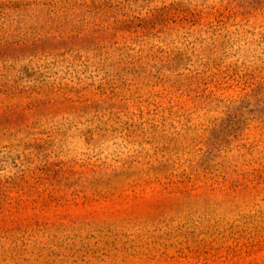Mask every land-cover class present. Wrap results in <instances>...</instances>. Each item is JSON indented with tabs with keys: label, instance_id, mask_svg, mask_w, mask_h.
Wrapping results in <instances>:
<instances>
[{
	"label": "rangeland",
	"instance_id": "rangeland-1",
	"mask_svg": "<svg viewBox=\"0 0 264 264\" xmlns=\"http://www.w3.org/2000/svg\"><path fill=\"white\" fill-rule=\"evenodd\" d=\"M0 264H264V0H0Z\"/></svg>",
	"mask_w": 264,
	"mask_h": 264
}]
</instances>
